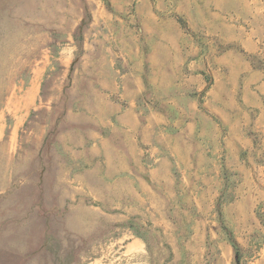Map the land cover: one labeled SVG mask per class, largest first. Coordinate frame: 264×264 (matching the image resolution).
Wrapping results in <instances>:
<instances>
[{
  "label": "rangeland",
  "instance_id": "rangeland-1",
  "mask_svg": "<svg viewBox=\"0 0 264 264\" xmlns=\"http://www.w3.org/2000/svg\"><path fill=\"white\" fill-rule=\"evenodd\" d=\"M0 264H264V0H0Z\"/></svg>",
  "mask_w": 264,
  "mask_h": 264
}]
</instances>
